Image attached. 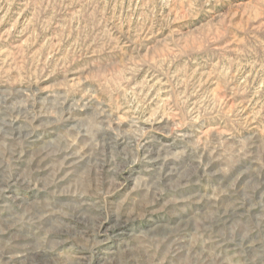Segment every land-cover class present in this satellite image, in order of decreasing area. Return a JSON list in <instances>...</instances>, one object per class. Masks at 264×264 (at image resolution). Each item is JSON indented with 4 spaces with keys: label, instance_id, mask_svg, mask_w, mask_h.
Here are the masks:
<instances>
[{
    "label": "rangeland",
    "instance_id": "374dc122",
    "mask_svg": "<svg viewBox=\"0 0 264 264\" xmlns=\"http://www.w3.org/2000/svg\"><path fill=\"white\" fill-rule=\"evenodd\" d=\"M0 264H264V0H0Z\"/></svg>",
    "mask_w": 264,
    "mask_h": 264
}]
</instances>
